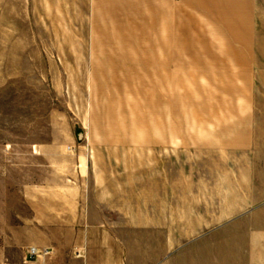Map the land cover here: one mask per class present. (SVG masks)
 I'll return each mask as SVG.
<instances>
[{"label": "rangeland", "instance_id": "rangeland-1", "mask_svg": "<svg viewBox=\"0 0 264 264\" xmlns=\"http://www.w3.org/2000/svg\"><path fill=\"white\" fill-rule=\"evenodd\" d=\"M183 1L0 0V264L55 192L111 178L123 192L144 158L211 151L258 187L264 69L231 67L230 38Z\"/></svg>", "mask_w": 264, "mask_h": 264}, {"label": "crops", "instance_id": "crops-1", "mask_svg": "<svg viewBox=\"0 0 264 264\" xmlns=\"http://www.w3.org/2000/svg\"><path fill=\"white\" fill-rule=\"evenodd\" d=\"M183 2L193 11L207 15L206 19L213 20L222 30L221 35L230 38L228 52L234 53V61L239 62L231 67L264 69V0ZM192 144L196 145L192 148L208 149L206 142ZM185 154L186 163H182V153L174 152L171 157L157 158L154 167L151 159L144 158L141 184L133 181L127 187L130 189L123 192L113 178L94 191L66 188L55 192L58 195L47 200L40 211L37 207L30 241L23 240L20 252L5 254L4 261L8 264H264V175L256 187L243 168L237 182L231 173L230 158L223 162L225 156H221L217 164L211 151ZM216 170L222 171L220 177L215 176ZM219 181L227 191L221 195L222 206L216 219L213 199L208 196L214 182ZM132 188H141L143 192L135 193ZM240 190L249 191L250 195ZM194 205L196 211L190 209ZM184 206H190L185 216ZM198 214L203 219L199 220ZM27 244L49 249L52 255L28 262L24 251Z\"/></svg>", "mask_w": 264, "mask_h": 264}, {"label": "built area", "instance_id": "built-area-1", "mask_svg": "<svg viewBox=\"0 0 264 264\" xmlns=\"http://www.w3.org/2000/svg\"><path fill=\"white\" fill-rule=\"evenodd\" d=\"M52 251L49 249H39V248H30L27 253V261L28 262H37L41 259H45L50 257Z\"/></svg>", "mask_w": 264, "mask_h": 264}]
</instances>
